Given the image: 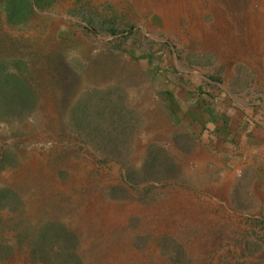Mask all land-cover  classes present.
Returning <instances> with one entry per match:
<instances>
[{"label": "rangeland", "instance_id": "rangeland-1", "mask_svg": "<svg viewBox=\"0 0 264 264\" xmlns=\"http://www.w3.org/2000/svg\"><path fill=\"white\" fill-rule=\"evenodd\" d=\"M160 1L0 0V264H264L263 156L223 183L165 94L264 116V0Z\"/></svg>", "mask_w": 264, "mask_h": 264}, {"label": "crops", "instance_id": "crops-1", "mask_svg": "<svg viewBox=\"0 0 264 264\" xmlns=\"http://www.w3.org/2000/svg\"><path fill=\"white\" fill-rule=\"evenodd\" d=\"M169 82L171 83L168 84L165 94L171 96L172 101L175 100L176 108L174 113L169 111L170 116L174 123L184 129V132H179L180 140H186L187 137H182L185 135L190 139V142L184 143V148L190 151V156L185 157L202 167L207 166L210 170L222 164L220 181L223 183L224 179L234 176L236 161L241 156L253 159L261 155L264 162V116L261 113L252 117L238 103L236 107H232L231 102L223 107L221 104L214 107L211 97H208L210 94L204 93L200 96L197 90L191 92L181 89L179 79L176 78L170 77ZM229 99L233 100L232 97ZM253 194L256 195V191Z\"/></svg>", "mask_w": 264, "mask_h": 264}, {"label": "bare ground", "instance_id": "bare-ground-1", "mask_svg": "<svg viewBox=\"0 0 264 264\" xmlns=\"http://www.w3.org/2000/svg\"><path fill=\"white\" fill-rule=\"evenodd\" d=\"M226 2V1H225ZM245 2V1H244ZM242 3V2H241ZM223 7H225L224 3H221ZM159 7H166L168 8V6H174L176 9H174L177 13L182 12L183 7H184V0H161L159 2ZM227 5V4H226ZM196 6V5H195ZM173 8V7H172ZM238 13V12H237ZM224 20V19H223ZM226 20L227 21H231L232 23L234 21H236V18L234 17L233 13H229L226 16ZM241 22V21H240ZM243 25V24H242ZM236 27V26H235ZM243 27V26H242ZM236 31V30H235ZM234 31V32H235ZM242 31V30H241ZM221 32V31H219ZM220 36V35H219Z\"/></svg>", "mask_w": 264, "mask_h": 264}, {"label": "trees", "instance_id": "trees-1", "mask_svg": "<svg viewBox=\"0 0 264 264\" xmlns=\"http://www.w3.org/2000/svg\"><path fill=\"white\" fill-rule=\"evenodd\" d=\"M71 260H75V261H76V259H74V258H73V259H71ZM78 263H79V262H78Z\"/></svg>", "mask_w": 264, "mask_h": 264}]
</instances>
